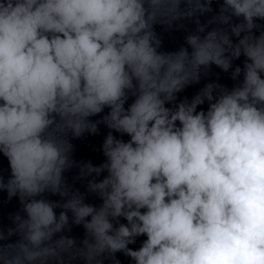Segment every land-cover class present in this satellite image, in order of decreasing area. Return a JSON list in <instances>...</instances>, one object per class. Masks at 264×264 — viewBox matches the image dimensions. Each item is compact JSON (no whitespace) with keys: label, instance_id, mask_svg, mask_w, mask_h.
Wrapping results in <instances>:
<instances>
[{"label":"clouds","instance_id":"clouds-1","mask_svg":"<svg viewBox=\"0 0 264 264\" xmlns=\"http://www.w3.org/2000/svg\"><path fill=\"white\" fill-rule=\"evenodd\" d=\"M184 21L187 47L159 51ZM260 22L264 0H0V192L20 205L0 264H264ZM213 65L234 86L178 100ZM100 125L104 162L74 160Z\"/></svg>","mask_w":264,"mask_h":264}]
</instances>
